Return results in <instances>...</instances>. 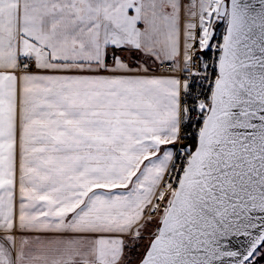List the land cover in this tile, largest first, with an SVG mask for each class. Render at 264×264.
Listing matches in <instances>:
<instances>
[{"label":"snow or ice","instance_id":"obj_1","mask_svg":"<svg viewBox=\"0 0 264 264\" xmlns=\"http://www.w3.org/2000/svg\"><path fill=\"white\" fill-rule=\"evenodd\" d=\"M0 264H264V0H0Z\"/></svg>","mask_w":264,"mask_h":264},{"label":"built area","instance_id":"obj_2","mask_svg":"<svg viewBox=\"0 0 264 264\" xmlns=\"http://www.w3.org/2000/svg\"><path fill=\"white\" fill-rule=\"evenodd\" d=\"M223 31H224V25L223 24H220L217 28H215L216 37L212 41L213 43H217L222 39ZM212 56H213V53L211 51H209L205 54V59L208 60L209 62H211ZM164 67L167 68V65H165ZM188 130L193 131L194 129L192 127H189ZM189 143H191V141H189Z\"/></svg>","mask_w":264,"mask_h":264},{"label":"rangeland","instance_id":"obj_3","mask_svg":"<svg viewBox=\"0 0 264 264\" xmlns=\"http://www.w3.org/2000/svg\"><path fill=\"white\" fill-rule=\"evenodd\" d=\"M146 242H147V233H145V239L140 242L141 248L146 244ZM136 254H138V252Z\"/></svg>","mask_w":264,"mask_h":264},{"label":"water","instance_id":"obj_4","mask_svg":"<svg viewBox=\"0 0 264 264\" xmlns=\"http://www.w3.org/2000/svg\"><path fill=\"white\" fill-rule=\"evenodd\" d=\"M218 26H219V25H218ZM218 26H217V27H218ZM217 27H216V28H217Z\"/></svg>","mask_w":264,"mask_h":264}]
</instances>
